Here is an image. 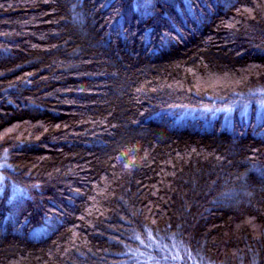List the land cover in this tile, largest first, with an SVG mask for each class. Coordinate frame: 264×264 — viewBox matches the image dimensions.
Instances as JSON below:
<instances>
[{
    "label": "trees",
    "instance_id": "16d2710c",
    "mask_svg": "<svg viewBox=\"0 0 264 264\" xmlns=\"http://www.w3.org/2000/svg\"><path fill=\"white\" fill-rule=\"evenodd\" d=\"M0 264H264V0H0Z\"/></svg>",
    "mask_w": 264,
    "mask_h": 264
},
{
    "label": "snow or ice",
    "instance_id": "6c2138e0",
    "mask_svg": "<svg viewBox=\"0 0 264 264\" xmlns=\"http://www.w3.org/2000/svg\"><path fill=\"white\" fill-rule=\"evenodd\" d=\"M145 2H149V0H145Z\"/></svg>",
    "mask_w": 264,
    "mask_h": 264
}]
</instances>
